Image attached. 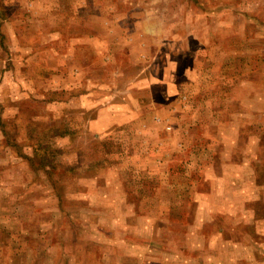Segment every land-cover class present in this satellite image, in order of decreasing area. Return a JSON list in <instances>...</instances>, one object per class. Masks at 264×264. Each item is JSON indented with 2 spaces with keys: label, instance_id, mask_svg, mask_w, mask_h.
Wrapping results in <instances>:
<instances>
[{
  "label": "rangeland",
  "instance_id": "1",
  "mask_svg": "<svg viewBox=\"0 0 264 264\" xmlns=\"http://www.w3.org/2000/svg\"><path fill=\"white\" fill-rule=\"evenodd\" d=\"M0 264H264V0H0Z\"/></svg>",
  "mask_w": 264,
  "mask_h": 264
}]
</instances>
